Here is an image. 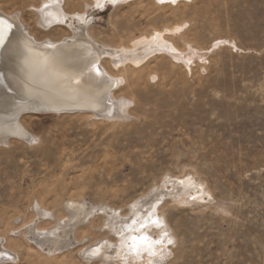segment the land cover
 Masks as SVG:
<instances>
[{"label":"rangeland","instance_id":"rangeland-1","mask_svg":"<svg viewBox=\"0 0 264 264\" xmlns=\"http://www.w3.org/2000/svg\"><path fill=\"white\" fill-rule=\"evenodd\" d=\"M92 1L67 0V9L88 11ZM42 2L0 0V7L22 16L40 41L71 35L65 24L38 25L33 6ZM91 15L92 35L109 46H133L154 29L185 22V38L198 49L176 56L193 70L164 51L134 68L127 64L118 96L135 103L126 120L39 107L23 112L22 123L38 139L0 142V249L14 251L0 264H122L88 257L104 237L117 253L122 249L104 226V210L129 212L166 174L186 171L206 183L214 201L163 210L166 223L148 224V234L167 244V256L146 264H264V0H124ZM178 35L167 34L182 49ZM69 199L101 207L80 229L85 241L50 253L27 232L53 225L37 221L34 209L39 201L66 215ZM169 232L173 243L162 241Z\"/></svg>","mask_w":264,"mask_h":264},{"label":"bare ground","instance_id":"bare-ground-1","mask_svg":"<svg viewBox=\"0 0 264 264\" xmlns=\"http://www.w3.org/2000/svg\"><path fill=\"white\" fill-rule=\"evenodd\" d=\"M120 1L124 0H93L92 4L86 3V8L92 11L84 9L75 12L68 11L67 0H43L41 7L32 5L36 8L41 28L48 30L65 24L71 30V35L57 41L49 38L38 40L22 16H14L15 11L0 7V19L13 25L12 30L7 33L9 39L5 46L0 47V142L9 144L12 137H18L32 144L38 139L21 121L23 112L31 109L87 113L91 118L105 120L130 118L135 99L125 94L118 96V91L128 81L124 71H127L129 63L134 65L133 68L139 66L157 51L167 53L175 65H184L188 70H193L188 62H182L181 65L176 56L189 48L198 49L185 38L188 30L185 31V22L173 27L154 29L151 36L143 35L144 37L133 41V46H109L98 41L91 33V14L98 4L103 7L108 2ZM159 1L164 5H177L185 0ZM167 34H180L178 38L185 42V47L181 49L175 39ZM107 61L111 66L105 65ZM112 68L120 73H114ZM154 186V190L147 195L137 197L129 205V212H125V215L121 214L122 211L117 214L114 210H104L107 216L104 226L123 241L122 249L117 253L104 237L100 239L103 241L101 245L95 247L88 256L90 259L99 257L101 261H106L118 257L122 264H146L152 259H162L167 256V244H161L150 237L148 224H153V220L158 222L154 224L156 226L166 223L161 218V213L170 206L185 203L201 207L214 201L206 183L193 171H186L181 175L168 173ZM86 202L69 199L64 206L66 215L60 216L37 201L34 209L37 221L47 220L53 225L41 228L34 223L35 226L32 225L27 232L34 234L33 240L38 246L50 253L85 241L88 237L80 236V229L92 220L101 207ZM148 221L150 222L147 223ZM142 224L148 225L146 230L142 231ZM138 231L142 233L137 234ZM141 236H147L148 242H142L139 239ZM164 238L162 241L166 243H173L175 240L170 232ZM8 254L14 255V251L5 245L4 249H0V257L6 258Z\"/></svg>","mask_w":264,"mask_h":264},{"label":"snow or ice","instance_id":"snow-or-ice-1","mask_svg":"<svg viewBox=\"0 0 264 264\" xmlns=\"http://www.w3.org/2000/svg\"><path fill=\"white\" fill-rule=\"evenodd\" d=\"M101 6L102 5H99V4L97 5V7H101ZM45 7H47V5H45ZM12 27H13L12 24L8 23L4 19H0V47H4L5 46V42L9 39L7 33L12 30ZM151 223L156 224L158 222L153 220V221H151ZM140 227L143 229V228H146L147 225L142 224ZM135 239L136 238H134V241H135ZM139 239L142 242L147 243L149 238L147 236H141V237H139ZM169 243H171V241H169ZM133 246L135 247V243H134Z\"/></svg>","mask_w":264,"mask_h":264}]
</instances>
